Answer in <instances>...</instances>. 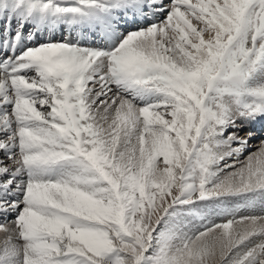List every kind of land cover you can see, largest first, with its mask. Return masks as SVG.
I'll return each mask as SVG.
<instances>
[{
	"label": "snow or ice",
	"instance_id": "1",
	"mask_svg": "<svg viewBox=\"0 0 264 264\" xmlns=\"http://www.w3.org/2000/svg\"><path fill=\"white\" fill-rule=\"evenodd\" d=\"M0 264H264V0H0Z\"/></svg>",
	"mask_w": 264,
	"mask_h": 264
},
{
	"label": "bare ground",
	"instance_id": "2",
	"mask_svg": "<svg viewBox=\"0 0 264 264\" xmlns=\"http://www.w3.org/2000/svg\"><path fill=\"white\" fill-rule=\"evenodd\" d=\"M257 136L253 139V141H252V145H253V148H255L257 145H258V142H259V140H256L258 137L261 139L262 138V134L260 133V131H259V126H257ZM247 153V152H246ZM245 153V154H246Z\"/></svg>",
	"mask_w": 264,
	"mask_h": 264
},
{
	"label": "rangeland",
	"instance_id": "3",
	"mask_svg": "<svg viewBox=\"0 0 264 264\" xmlns=\"http://www.w3.org/2000/svg\"><path fill=\"white\" fill-rule=\"evenodd\" d=\"M256 140H260V138L258 137ZM253 149H255V148H253ZM248 153H246V154H244L245 156L247 155ZM242 159H243V157H242Z\"/></svg>",
	"mask_w": 264,
	"mask_h": 264
}]
</instances>
